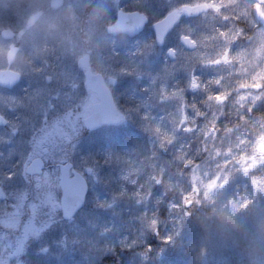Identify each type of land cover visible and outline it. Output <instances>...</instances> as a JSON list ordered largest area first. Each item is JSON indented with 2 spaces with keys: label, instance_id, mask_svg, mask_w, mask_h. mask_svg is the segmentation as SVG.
I'll use <instances>...</instances> for the list:
<instances>
[{
  "label": "clouds",
  "instance_id": "clouds-1",
  "mask_svg": "<svg viewBox=\"0 0 264 264\" xmlns=\"http://www.w3.org/2000/svg\"><path fill=\"white\" fill-rule=\"evenodd\" d=\"M0 125V264H264V0H0Z\"/></svg>",
  "mask_w": 264,
  "mask_h": 264
},
{
  "label": "flooded vegetation",
  "instance_id": "flooded-vegetation-1",
  "mask_svg": "<svg viewBox=\"0 0 264 264\" xmlns=\"http://www.w3.org/2000/svg\"><path fill=\"white\" fill-rule=\"evenodd\" d=\"M131 82L132 81L130 79L125 80V84H129ZM56 87L57 86L54 83L46 84L45 81L43 80V77L41 76V77H36L33 80L29 88V91L33 92V94L36 96V101H35L36 104H43L46 106L48 101L52 99L51 93L55 91ZM13 91L19 92V88L17 87L16 89H13ZM53 103H55V101H53ZM28 114H29L28 112L21 109L19 119L23 120V118ZM7 115L10 118H16L17 116V114L13 112H8ZM108 128H111V129L121 128L124 135L134 130L131 127L129 128L108 127ZM124 135L121 134L120 137H124ZM8 138H11V144L5 143V140H7ZM22 138L23 136L21 135H17V136L12 135L11 126L0 125V149H2L4 153L3 156H0V180L1 178L5 177L6 173H13V172L17 173V175H15L12 179L5 180L4 182L5 187L13 188V182L15 178H19V184L14 185V186H17V188L22 186L23 182L21 180V177L19 176V169L21 165L17 163V161L20 160V156L16 154L9 156L8 154V149L11 147H15L17 149V152H19L20 150L19 141ZM93 141L96 142V139H94Z\"/></svg>",
  "mask_w": 264,
  "mask_h": 264
},
{
  "label": "rangeland",
  "instance_id": "rangeland-1",
  "mask_svg": "<svg viewBox=\"0 0 264 264\" xmlns=\"http://www.w3.org/2000/svg\"><path fill=\"white\" fill-rule=\"evenodd\" d=\"M124 133L122 132L121 128H102L100 131H98L95 134V138L96 139V146L92 143L90 144H86L83 146V150L84 148L87 150V152H91V149L89 147H96V151L98 150H103L109 146H115V142L112 141V136H117L120 137V135ZM125 134L124 136L126 137ZM119 145V144H118ZM105 172L108 171L107 168H105L104 170ZM5 180H9L6 179L5 177L1 178L0 181H4ZM21 181V180H20ZM19 184V178H15L14 182H13V188H17V185ZM97 191L100 193V197L101 199L104 198L105 196V188L103 186H97ZM92 193L90 192V197H91ZM60 234H61V229L59 227V225H57L56 227H54L52 230L48 231L45 236L44 239L41 241V244L43 243H49L51 244L54 240H58L60 238ZM35 247V245H34ZM52 253L53 254H49L47 256H39V257H33L35 260L37 261H41V262H46V264H75V261L79 259V255L78 254H73L72 252H63L59 258V260L57 259V256L54 255V253H59L61 252V249L58 245L53 244L52 246ZM106 259H112L111 257H108ZM179 257H177L175 254H170L167 255L165 257V259L163 261H161V264H177Z\"/></svg>",
  "mask_w": 264,
  "mask_h": 264
}]
</instances>
